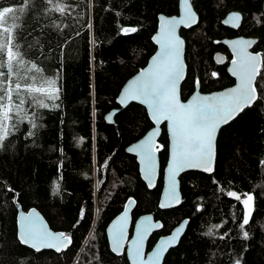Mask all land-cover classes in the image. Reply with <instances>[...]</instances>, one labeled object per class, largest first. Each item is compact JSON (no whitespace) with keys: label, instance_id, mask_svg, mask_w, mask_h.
I'll return each mask as SVG.
<instances>
[{"label":"trees","instance_id":"obj_1","mask_svg":"<svg viewBox=\"0 0 264 264\" xmlns=\"http://www.w3.org/2000/svg\"><path fill=\"white\" fill-rule=\"evenodd\" d=\"M19 3L0 0V8H18ZM56 3L66 8L64 14L46 12L51 7L46 0H28L30 9L11 14L4 24L14 37L19 32L23 53V63L13 66V88L17 76L23 78L22 88L25 81L33 83L34 75L37 87L42 77H54L59 98L37 97L47 104L40 107L22 91L25 103L19 105L13 93L8 135L0 141V264H130L126 253L111 251L106 233L130 198L136 201L133 219L153 213L163 222L148 249L188 218L164 264H235L237 259L240 264H264V0H192L200 21L183 30L188 63L183 99L197 81L204 92L234 82L214 59L221 48L217 40L235 32L222 23L230 10L243 14L237 32L257 38L254 50L263 58L256 80L261 99L221 128L212 173L191 170L181 175L183 200L169 209L159 207L169 156L166 125L158 140L160 177L149 189L136 157L126 151L153 127L146 108L131 103L115 115L114 123L106 115L119 107L121 88L155 52L158 15L178 13L179 0ZM125 27L137 31L124 33ZM33 63L44 71H30ZM228 192L241 198L255 195L252 219L244 229L239 227L243 206ZM17 204L25 210L38 208L54 230L71 238L70 246L37 252L23 245L17 238Z\"/></svg>","mask_w":264,"mask_h":264},{"label":"snow or ice","instance_id":"obj_2","mask_svg":"<svg viewBox=\"0 0 264 264\" xmlns=\"http://www.w3.org/2000/svg\"><path fill=\"white\" fill-rule=\"evenodd\" d=\"M44 3V0H41ZM185 15L182 19L175 18L165 21L163 35L160 39L161 52L157 57L153 58L152 66L145 70L141 76L132 81L126 90L121 103L127 100H141L151 110L153 119L160 122L163 117L170 122L171 136L174 142L172 154V163L169 169V192L168 199L176 204L180 203V198L176 193L175 175L179 170L185 167H202L204 171L211 172V161L213 155V137L214 133L220 124L227 123L233 117V114L241 111L244 107L252 106L260 101L261 97L257 93V88L253 84L254 77L258 74L260 68V58L258 55L244 53L242 63L234 72V75L240 76V85L236 89L230 90L223 97H213L209 100L208 97H195L187 104L181 103L177 96V81L182 76L183 65L180 60V40L175 37V28L177 24H191L195 22V14L191 11L188 0H184ZM46 4L51 7H45V11L57 12L64 14L65 7H61L56 3V0H46ZM30 5L28 0H20L19 6H6L0 8V141H3L8 135L6 122L11 119L10 112L12 111L13 93L19 99V105L25 103L20 97V93L26 92L32 97L40 107H47L43 100L37 97H47L50 100L59 98V88L56 86L57 78H43V84L35 86V75L32 77L33 83H27L22 88L20 80L23 78L17 76L13 88L12 76L16 75L13 66L23 63V53L19 44V32L16 37L13 36L11 29L4 27L11 14L19 11H24L25 7ZM232 20H239L238 13L231 15ZM124 33L135 32V27H125L122 29ZM14 39L17 41L14 43ZM35 43L38 45L39 40ZM246 45V42H245ZM33 45L29 44L28 47ZM6 69V71H5ZM35 72H43L44 70L32 64V69ZM215 75V73H213ZM199 83V81H197ZM47 85L45 87L44 85ZM111 119V117H109ZM33 127H36L33 124ZM33 133L29 132L31 136ZM155 132L150 133L139 145L129 148L128 151H138L141 160L145 165V178L151 179L155 173V152L159 151V146L155 145L153 137ZM11 190V189H9ZM228 196L234 197L237 201L241 200L235 192H228ZM245 212L242 216L239 227L244 229L249 225L252 219V209L254 205V196L246 194L243 199ZM161 207L171 206L168 203H162ZM199 210V209H198ZM127 213L125 212L123 220H126ZM22 233L18 234V240L28 247L39 252L42 247H55L56 251H61V245L67 248L71 244V238L63 233L53 235L47 232L43 225L39 222V218L33 212L23 216ZM146 220L150 218L146 217ZM186 223V222H185ZM155 224L151 227H160ZM184 224L178 226L173 234L149 256L150 264H155L159 261L163 252L167 250L165 245L175 244L183 231ZM147 229L140 231L139 239L136 241L134 248V256L141 257V243ZM223 238V237H221ZM243 238H248V232H243ZM123 239V224L121 223L114 231L113 242L114 250H119L121 240ZM49 240L57 241L56 244L48 243ZM235 264H240L237 259Z\"/></svg>","mask_w":264,"mask_h":264},{"label":"water","instance_id":"obj_3","mask_svg":"<svg viewBox=\"0 0 264 264\" xmlns=\"http://www.w3.org/2000/svg\"><path fill=\"white\" fill-rule=\"evenodd\" d=\"M188 5L191 9V11L195 14V22L191 23V24H177L176 28H175V37H177L180 40V60L181 63L183 65L182 68V76L181 78L177 81V85H176V89H177V96L180 100L181 103L187 104L188 102L192 101L195 97H208L209 100H212L213 97H223L225 94L229 93L230 90L232 89H236L239 87L240 85V76L234 75V72L238 69V66L242 63V56L244 53L247 54H251V55H258L260 58V67L262 65L263 62V58L260 52H255L252 50V48L254 47V45L257 42V38L256 37H247V36H238L235 38H227V39H223V42L229 47L230 51L233 54V59L229 62L227 70L229 72V74L235 79V83L231 86H227L224 87L220 90H213V91H209V92H204L201 90L200 88V83L196 82V88L193 91V93L186 99H183L182 97V84L185 81L187 74H188V63H187V59H186V50H187V41L186 38L183 35V30L186 29H190L192 27H195L198 25L199 21H200V15L198 14V12L196 11V9L194 8V5L192 3V0H188ZM185 3L184 0H179V10L178 13L176 14H172V15H167L165 13H160L158 15V27L156 32L153 35V42L156 45V50L153 53V55L149 58L147 64L140 69L136 74H134L133 76H131L123 85V87L121 88V91L119 92V95L117 97V103L119 104L118 108H114L113 110H111L107 115H106V120L109 123H114L115 122V115L121 110L126 108L128 105H130L131 103H138L143 105L147 112L148 115L153 123V127L150 128L141 138H139L138 140H136L135 142L129 144L126 147V151L132 155H134L137 159L138 165H139V172L141 175V178L144 180V182L146 183V185L148 186L149 189H153L156 187L157 182L159 180L160 177V173H161V162H160V155H159V151L155 152V173L151 179V184L149 183V180L145 178V165L141 160V156L139 154L138 151H128L129 148H132L136 145H139V143L144 140L150 133L155 132V135L153 137V140L155 142V145L158 146V140L160 138V135L162 133V125L165 124L166 128H167V132H168V137H169V156H168V161L167 164L163 170V187H162V191H161V196H160V200H159V207L161 209H169V208H173L176 207L178 205L181 204L182 200H183V194H182V190H181V181H180V177L183 173H185L186 171H191V170H196V171H201V172H205V173H212L215 170V165H216V157H217V138L219 135V132L221 130V128L223 126H225L226 124L230 123L233 119H235L246 107H244L241 111H238L236 113L233 114V117L230 118L227 123H223L220 124L219 127L217 128V130L214 133V137H213V155H212V161H211V167H212V171L211 172H206L203 170L202 167H185L182 170H179L176 175H175V181H176V193L180 198V203L176 204L174 201H171L168 199V192H169V169L172 163V154H173V149H174V142L171 136V127H170V122L167 119H164L163 117L160 118V122L157 123L156 119H153L151 110L149 109V107L144 104L141 100L137 99V100H127L125 103H121V100L126 92V90L128 89L130 83L136 79H138L141 74L149 69L152 64H153V58L157 57L160 52H161V43H160V39L163 35V30H164V25H165V21L167 20H171L173 18H175L176 20H180L184 17L185 15ZM233 13H238L240 16L239 20H232L231 19V15ZM242 20H243V14L239 11V10H232L230 11L225 18L223 19V24L231 27V28H235L238 29L241 24H242ZM246 42V45H245ZM218 53L216 54L215 58L216 61L218 62H222L223 60L218 58ZM260 70V68H259ZM259 74V72H258ZM258 74L254 77L253 79V84L256 87V80L258 77ZM257 88V87H256ZM258 93V91H257ZM248 107V106H247ZM109 117H111V119H109ZM251 195L254 196L255 199V195L253 193H250ZM246 198V196L242 197L240 200V203L243 206L244 212H245V208L243 205V199ZM162 203H168L171 206L169 207H161L160 205ZM136 205V201L134 198H130L126 204L125 207L123 208V210L115 217L113 218V220L109 223V225L107 226V236L109 239V245L110 248L112 250L113 253L120 255L122 254L124 251H126L127 253V257L128 260L130 262V264H150L149 262V256L152 255L156 250H158L162 244H164V242L173 234V232L175 231V229L180 226L182 223L184 224L183 227V231L181 232L180 236L178 237V240L175 244L172 245H165L167 250L163 252L161 258L159 261L155 262V264H164V260L165 257L167 255V253L169 252V250L175 246H177L182 238V236L184 235L187 226H188V218L183 219L181 222H179L172 230L170 233L161 236L156 243L154 244V246L148 250V241L150 239V237L152 236V234L156 231H159L163 228V222L161 220H156L155 216L153 213H147L144 215L139 216L135 223H134V227H133V233L130 236V229L132 227V223H133V219H132V212L135 208ZM254 207V205H253ZM17 235L22 233V225H23V216L27 215L30 212H33L34 210V215L37 216L39 218V222L43 225L44 229L47 232L52 233L53 235L59 234V233H63L65 234L63 231L61 230H54L48 220L45 218V216L43 215V213L35 207L30 208L29 210H25L23 209L21 204H17ZM125 212L127 213V218L126 220H123L122 218L124 217ZM253 212V209H252ZM148 217L150 218V220H146L145 218ZM186 222V223H185ZM123 224V239L121 240L120 243V247L119 250H114V242H113V236H114V231L116 228H118L120 226V224ZM155 224H159L161 225L160 227H151V225H155ZM142 229H147V233L144 236V239L141 243V257L137 258L134 256V248H135V244L136 241L139 239V235H140V231ZM66 235V234H65ZM48 243L51 244H56L57 241L55 240H49ZM27 246V245H25ZM70 246V245H69ZM68 246V247H69ZM28 247V246H27ZM67 247V248H68ZM30 248V247H29ZM67 248H64L63 245H61V251L66 250ZM32 249V248H31ZM54 250L56 251L55 247H42L40 251L42 250ZM59 251V252H61ZM58 252V251H56Z\"/></svg>","mask_w":264,"mask_h":264},{"label":"flooded vegetation","instance_id":"obj_4","mask_svg":"<svg viewBox=\"0 0 264 264\" xmlns=\"http://www.w3.org/2000/svg\"><path fill=\"white\" fill-rule=\"evenodd\" d=\"M230 11H232V10H230ZM229 11V12H230ZM229 12H227L226 14H225V16L229 13ZM225 16H224V18H225ZM223 18V19H224ZM223 19H222V23H223ZM225 25V24H224ZM225 26H227V25H225ZM227 27H229V26H227ZM229 28H231V27H229ZM232 30H234L235 32H233V33H231V34H229V35H227V36H222L219 40H217L220 44H221V48L219 49V50H217V51H215L214 52V59H215V61H216V58H215V56H216V54L218 53V58H220V59H222L223 61L222 62H217L218 63V65H223V66H225L226 67V71H227V73L229 74V72H228V70H227V67H228V64H229V62L233 59V54H232V52L230 51V49H229V47L223 42V39H227V38H235V37H238V36H247V37H253V36H250V35H246V34H242V33H238L237 31H238V29H235V28H231ZM254 47H255V45H254ZM254 47L252 48V50L253 51H255L254 50ZM255 52H257V51H255ZM230 75V74H229ZM231 76V75H230ZM232 77V76H231ZM233 78V77H232ZM234 79V78H233ZM235 83V79H234V82L232 83V84H230L229 86H231V85H233ZM227 87V86H226ZM222 89V88H221ZM218 90H220V89H218ZM126 204V203H125ZM125 207V206H124ZM134 211V210H133ZM118 215V214H117ZM116 215V216H117ZM141 215H144V214H141ZM141 215H139V216H141ZM115 216V217H116ZM138 216V217H139ZM114 217V218H115ZM137 217V218H138ZM136 218V219H137ZM132 219H133V212H132ZM136 219H133V223H132V227H131V229H130V236L132 235V233H133V227H134V223H135V221H136ZM156 219V218H155ZM113 220V219H112ZM111 220V221H112ZM157 220V219H156ZM109 225V224H108ZM160 231V230H159ZM156 232H158V231H156ZM106 233H107V228H106ZM155 233V232H154ZM153 233V234H154ZM152 234V235H153ZM168 234V233H167ZM163 235H166V234H163ZM163 235H160L159 237H158V239L161 237V236H163ZM152 237V236H151ZM150 237V238H151ZM107 238H108V236H107ZM157 239V240H158ZM150 240V239H149ZM156 240V241H157ZM108 242H109V239H108ZM148 243H149V241H148ZM156 243V242H155ZM154 243V244H155ZM154 246V245H153ZM152 246V247H153ZM109 247H110V245H109ZM111 249V248H110ZM148 250H150V249H148ZM112 251V250H111ZM123 253H126V251H124ZM122 253V254H123ZM115 254V253H114ZM115 255H117V254H115ZM121 255V254H120ZM119 256V255H118ZM126 256H127V253H126ZM127 259H128V257H127ZM130 263V262H129Z\"/></svg>","mask_w":264,"mask_h":264},{"label":"rangeland","instance_id":"obj_5","mask_svg":"<svg viewBox=\"0 0 264 264\" xmlns=\"http://www.w3.org/2000/svg\"><path fill=\"white\" fill-rule=\"evenodd\" d=\"M0 131H2V130L0 129Z\"/></svg>","mask_w":264,"mask_h":264}]
</instances>
